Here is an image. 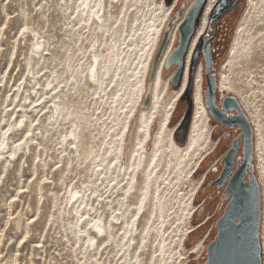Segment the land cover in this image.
Wrapping results in <instances>:
<instances>
[{
    "label": "rangeland",
    "instance_id": "1",
    "mask_svg": "<svg viewBox=\"0 0 264 264\" xmlns=\"http://www.w3.org/2000/svg\"><path fill=\"white\" fill-rule=\"evenodd\" d=\"M83 2L0 0V264H206L219 212L204 188L223 130L205 105L201 44L182 93L169 84L166 48L157 71L162 65L169 89L152 138L133 153L131 132L124 141L130 123L141 125L166 28L195 0H92L99 25ZM230 16L213 72L226 84L218 102L236 97L258 127L264 264V0H242ZM95 54L117 66L107 76L101 69L100 83L87 78ZM72 191L81 193V215Z\"/></svg>",
    "mask_w": 264,
    "mask_h": 264
},
{
    "label": "water",
    "instance_id": "2",
    "mask_svg": "<svg viewBox=\"0 0 264 264\" xmlns=\"http://www.w3.org/2000/svg\"><path fill=\"white\" fill-rule=\"evenodd\" d=\"M205 3L206 0H195L187 11H184L182 7L178 9L176 16L166 28L155 55L149 75V85L155 78L165 48L176 27V22L181 21L177 28V46L165 61L166 69H174L170 79L171 85L175 88L179 87L184 76L191 43L196 33L197 22ZM203 55L206 77L204 101L210 117L229 127L239 125L247 138L245 164L240 167L226 190V201L230 202L226 206L223 216L216 223L217 234L214 240L207 246L206 264H263L260 243L263 222L262 190L258 178L254 175L253 166H251L253 177L250 182L244 184L242 181L245 176L241 175L246 165L252 162L253 145L255 147L256 144L255 129L250 117L236 97L227 96L220 106L217 98L218 77L216 73L212 72L211 39L208 38V35L205 36ZM150 102L151 94L148 92L144 98L143 106H148ZM233 111L237 112V115L233 119L224 121L225 113ZM253 138H255L254 143ZM234 146L236 147V143ZM222 186L221 183L220 187Z\"/></svg>",
    "mask_w": 264,
    "mask_h": 264
},
{
    "label": "flooded vegetation",
    "instance_id": "3",
    "mask_svg": "<svg viewBox=\"0 0 264 264\" xmlns=\"http://www.w3.org/2000/svg\"><path fill=\"white\" fill-rule=\"evenodd\" d=\"M241 2L242 0H236L235 2L234 0H215L208 14V20L205 31L199 38L195 48L197 50L198 44L201 41L200 43L203 53L205 36L208 35V38L211 39L213 71L215 70L217 58L221 55V53L227 46L231 29L230 15L235 10V8L240 5ZM207 3L208 0H206L205 6L197 22L196 32L198 26L201 23L202 15L204 13V9L207 6ZM192 4H190L187 9H189ZM210 13H212L211 16ZM221 105L222 103L220 104V106ZM236 115L237 112L235 111L227 112L225 113L224 121L233 119ZM214 122L217 124V131L220 132L221 130H223V134L219 136L216 141V145L213 151V158H215V161L210 170L209 181L207 182L204 189L205 192L210 193L207 202L212 199L213 201H215V204L218 208L219 216L215 221L217 223L219 219L223 216L226 206L230 202L226 201V190L228 188V185L238 173L240 167H243L245 164V149L247 138L246 135L243 134V130H241L239 128V125L237 124L234 125V127H229L221 121L214 120ZM255 137L257 139L256 131ZM254 142L255 138H253V143ZM235 143L236 147L234 146ZM255 143V147L253 145L252 162L251 164L246 165V168L241 172V175L245 176L242 181L244 184L250 182L253 177V174L251 172V166L254 167V175L257 177L255 166V158L257 157V140ZM221 183L223 184L222 187H220ZM205 207L206 206L202 208V213H200V215L204 213Z\"/></svg>",
    "mask_w": 264,
    "mask_h": 264
},
{
    "label": "bare ground",
    "instance_id": "4",
    "mask_svg": "<svg viewBox=\"0 0 264 264\" xmlns=\"http://www.w3.org/2000/svg\"><path fill=\"white\" fill-rule=\"evenodd\" d=\"M100 2H99V4H100ZM91 3H92V0H90V1L84 0L83 5H85V8L83 9V14H86L87 18H92V20L94 22L98 23V25L100 23L102 24L103 19H104V15L100 16V10H98V11L94 10L91 7ZM99 4H98V6H99ZM213 4H214V2L212 0H208L207 6H206L205 11H204V13L202 15L201 23L198 26L196 35L194 36V38L192 40L191 47H190V51H189V55L187 57L188 62L186 63V68H185L184 76H183V79H182L183 81L181 80V83H180V85H181V91H180V93H182V90H184L185 87H186V85H187L189 60H190V57H191V55H192V53H193V51H194V49L196 47V44H197L199 38L202 36V34L205 31V28H206V25H207V20H208V14H209V12H210ZM101 6H102V4H101ZM187 10L188 9L186 8V11ZM180 22L181 21H179L177 23L175 29L173 30V32H172V34L170 36V40H169V42H168V44L166 46V48L168 47L167 48V52H166V54L169 53L168 56L173 52V50L176 47V44L178 42V32H177V28H178V25L180 24ZM101 28H103L102 25H101ZM174 42H175V46H174V48H172ZM166 48H165V51H166ZM38 49H40V48H38ZM165 51H164V54H165ZM164 54H163V57H164ZM114 62H115V60L113 58L112 61H111V63H109V65H106V60H104L101 55L95 54L93 56V61H91V66L89 67V69L87 71L88 81H91L92 80L94 83H96V82L100 83V71H101V69L103 71H105V76L110 75L112 73V71H113ZM116 68H117V66L114 67V70ZM157 72H158L157 75H155V78H154V80L152 81V83L150 85H149V81H148L149 91L147 89V93L149 92L151 94V102L146 107L143 106V104H142V109L140 110V114H139V121H140L141 125H139L138 128L135 127L136 128L135 131L130 129V124L131 123L126 128V132L127 133L124 136V141L126 142L127 134H129V132H131V134L129 136V139H128V145H127L128 146V150H130V148H131V146L133 144V148L130 151L131 153L134 152V150H135V148H136L137 145H140L142 143L143 144H146L149 140H151V138H152L151 125L153 123L152 121H154L156 115L159 112V109H160V106H161V101H163V95H164V93L166 92L167 88L169 89L168 83H165V81H162L163 80V76H162V65L160 66V68H159V70ZM170 79H171V77H170ZM170 79H169V84H170V86H172L171 83H170ZM197 80L198 81L201 80V71L200 70L198 71ZM218 88H219V93L223 96V94H224V92L226 90V84H224L223 79L220 80V83L218 85ZM180 93H178V95ZM176 103H177V100H176ZM174 105L175 104H173V106ZM172 110H173V107L170 108V109H168L166 111L165 117L162 120V123L164 124V127L165 128H168L167 122H168V120L170 119V117L172 115L171 114L172 113ZM194 125H195V123H194ZM253 125H255V124H253ZM254 128H255V131L258 132V127L256 125H255ZM142 130H143V133H142ZM73 134H74V132H72V135ZM258 149L259 148L257 146V150ZM126 151H127V149H126ZM127 153H128V151H127ZM124 156H125V149H124V152L123 153L120 152L117 157H118V159H122V158H124ZM122 166L123 165L120 166V172H121ZM125 166H126V164H125ZM80 194L81 193L79 191H72L71 192V197L69 198V201L71 203H73V210H77V215H81V205L82 204L80 203V197H81ZM141 208H142V205L139 207V211H138V213L136 215L137 219H135L134 224H133V229L131 230V233H132L133 230L135 228H137V231H136V234L137 235H138V232H139V222L138 221L143 218V217L140 218V210H141ZM81 219H82V217L80 218V221H81ZM96 230H97V232H95V233L97 235H100V236H103V234L105 235V233H106L105 226H103V227H101L100 225L99 226H96ZM97 238L98 237L95 236V238L92 239L91 241L93 243H96ZM134 239H135V237L133 238V240Z\"/></svg>",
    "mask_w": 264,
    "mask_h": 264
},
{
    "label": "trees",
    "instance_id": "5",
    "mask_svg": "<svg viewBox=\"0 0 264 264\" xmlns=\"http://www.w3.org/2000/svg\"><path fill=\"white\" fill-rule=\"evenodd\" d=\"M200 42H201V41H200ZM200 42H199V44H198V48H197V50L199 49V46H200V44H201ZM197 50H196L195 56H196V54H197ZM194 58H195V57H194ZM194 62H195V60L193 61V63H194ZM193 63H192V66H193ZM204 92H205V91H204Z\"/></svg>",
    "mask_w": 264,
    "mask_h": 264
}]
</instances>
